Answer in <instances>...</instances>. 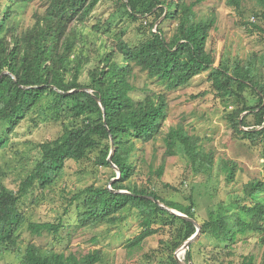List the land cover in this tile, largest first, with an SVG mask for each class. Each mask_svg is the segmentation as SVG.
Returning a JSON list of instances; mask_svg holds the SVG:
<instances>
[{
    "label": "trees",
    "instance_id": "obj_1",
    "mask_svg": "<svg viewBox=\"0 0 264 264\" xmlns=\"http://www.w3.org/2000/svg\"><path fill=\"white\" fill-rule=\"evenodd\" d=\"M8 3L31 0H6ZM100 1L112 5L120 19L127 16L135 26L138 41L124 38L123 32L112 39L111 45L87 69V80H81L88 56L81 50L74 54L79 37L72 24L87 20ZM206 0H46L43 14H35L33 24L19 31L13 24L5 26L11 15L10 4L0 2V123L12 131L41 99L49 97L48 108L54 118L61 119L62 131L54 139L37 144L40 157L26 177V191L47 185L60 178L66 161L89 159L95 165L110 166L108 154L113 145L112 162L120 177L106 184H89L67 197L62 215L71 205L77 208L76 226H94L99 223L114 225L125 218L124 209L135 210L140 232L125 242L128 250L139 248L145 238L161 230L153 224L165 217L169 228L176 227L177 240L168 258L162 264H178L173 251L196 230L192 221L181 218L160 207L152 198L176 209L196 221L194 202L182 204L160 197L151 186L131 182L137 171V162L143 146L149 141L162 140L164 155H179L186 160L194 173L202 174L210 182L212 171L217 168L227 181L234 176L235 163L219 159L207 150L198 136L190 134L182 124L171 126L163 132L167 102L162 90L152 91L141 98L132 95L133 68L144 71L146 76L161 84L163 89L184 86L193 76L208 71L207 81L211 91L219 96L230 95L238 101L236 107L225 114L229 128L238 138L250 142L264 137V49L252 51L245 59L224 58L217 61L213 47H208L214 17L196 18L195 6ZM264 3V0H258ZM227 5L239 10L241 0H227ZM163 15V16H162ZM264 19V10L260 14ZM162 16V18H160ZM156 30H153L155 21ZM108 23V21L106 22ZM167 23L175 24L171 35L165 31ZM253 30L264 33V28L254 22L244 21ZM101 24L95 26L99 30ZM149 26V31L146 27ZM86 87L91 92L80 88ZM72 90V91H70ZM250 91L257 102L248 104L245 93ZM70 91V92H69ZM97 97L104 108V117ZM246 111L241 116V113ZM104 118V120H103ZM242 127L246 128L243 129ZM259 128V129H257ZM5 135L0 134V149ZM148 171L161 178L164 165ZM4 170L0 166V253L16 251L20 264H94L98 250L77 256L54 249H44L33 242L21 246L19 232L26 218L21 207V195L3 183ZM110 176L115 177V172ZM109 177V180L111 179ZM164 187L171 186L168 183ZM245 197L239 209L244 213L232 215L219 201L209 210V217L200 223V233L231 248L236 240L254 233L262 246L264 258V199L256 195L264 191L263 180H250L243 187ZM114 190H127L129 193ZM33 235L44 233L59 235L65 228L61 217L57 221H29L26 226ZM190 243L183 260L192 263ZM239 264H255L253 254H245Z\"/></svg>",
    "mask_w": 264,
    "mask_h": 264
},
{
    "label": "rangeland",
    "instance_id": "obj_2",
    "mask_svg": "<svg viewBox=\"0 0 264 264\" xmlns=\"http://www.w3.org/2000/svg\"><path fill=\"white\" fill-rule=\"evenodd\" d=\"M0 2L3 5L10 4L6 0ZM226 2L227 0H206L194 8L197 19L214 17V27L207 46L215 49L217 61L221 55L229 59H245L250 52L263 50L264 33L253 30L251 25L245 27L242 22H254L264 28V19L260 15H254L264 10V3L258 0H241L239 10H234ZM45 8L46 0L11 3L12 13L5 21V26L14 24L19 31H23L33 24L35 14H43ZM160 18L155 21L153 30H156ZM97 24H101L99 30L95 28ZM136 24L138 22H132L126 15L120 19L107 1H100L86 21L72 24L79 37L74 54L83 50L89 58L81 74L82 81L87 80V69L95 65L100 54H104L112 39L118 37V33L122 31L124 38L131 41L140 39L135 34ZM174 27L173 23L165 25L168 35L173 33ZM146 29L149 31V26ZM207 77L208 71L200 72L186 85L173 89H163L161 84L148 78L144 71L136 67L133 68L131 78L134 86L132 95L135 98H141L156 90L165 93L167 111L163 132L171 126L182 124L190 134L198 136L207 150L212 151L215 163L219 159L235 163L231 181L224 178L216 163L210 182H205L204 176L194 173L186 160L179 155H164L165 147L161 138L144 144V151L141 152L144 161L137 162V171L131 182L151 186L163 199L182 204H189L188 197L192 196L196 222L199 225L209 217V210L219 201L223 202L232 215L239 214L244 218L239 204L247 198L243 192L245 183L254 179L264 181V137L250 142L233 133L224 116L237 106L238 101L230 95L219 96L211 91ZM245 96L248 104L257 102L250 91L247 90ZM49 101V97L41 99L12 131H7L6 124L0 123V134L5 135L0 149V166L5 172L2 180L8 188L21 195V207L26 218L19 232L21 246L33 242L44 249L74 253L77 256L98 250L99 259L94 264H162L177 240L176 227L169 228L165 217L158 218L153 224L158 228L162 226L158 233L148 236L139 248L130 251L125 247L126 240L141 230L135 210L124 209L122 212L125 218L114 225L99 223L86 227L75 225V204L69 207L67 214L62 215V208L72 193L89 184H106L110 187L111 172L114 171L117 175V170L111 166L95 165L93 154H90L89 159L66 161L60 178L41 190L36 188L26 191V177L40 157L37 144L54 139L62 131L61 119L54 118L53 112L48 108ZM244 113L246 111L241 116ZM149 162L153 163V168L163 163L164 172L161 178L149 173ZM164 183L174 186L175 189L164 187ZM256 198L264 199V191L257 194ZM59 216L65 225L59 235L44 233L37 236L31 234L26 227L29 221H57ZM262 252V246L254 233L239 237L231 248L224 247L223 243H219L208 233H200L192 246V263L239 264L243 255L251 253L255 257V264H264ZM184 254L185 251H181L180 258L183 259ZM19 261L16 251L0 253V264H20Z\"/></svg>",
    "mask_w": 264,
    "mask_h": 264
},
{
    "label": "water",
    "instance_id": "obj_3",
    "mask_svg": "<svg viewBox=\"0 0 264 264\" xmlns=\"http://www.w3.org/2000/svg\"><path fill=\"white\" fill-rule=\"evenodd\" d=\"M2 74H10V75H11V73H9L7 70L2 71V72L0 73V76H1ZM11 76H12V75H11ZM12 77H13V76H12ZM80 89L85 90V91H88V92H91V90L88 89V88H86V87H83V88H80ZM70 91H72V90H70ZM70 91H69V92H70ZM95 98H96L97 102L99 103V105H100V107H101V110H102V113H103V117H104V108H103L102 104L100 103V100H99L97 97H95ZM103 120H104V118H103ZM243 129H246V128L243 127ZM113 149H114V148H113L112 141H111V148H110V152H109L108 157H107V161L109 162V165H110L111 167H113V168H115V169L117 170V175H116L115 177L111 178V179L109 180V183H111L112 181H114V180H116V179H118V178L120 177V171H119V169H118V168L116 167V165L112 162ZM114 191H117V192H123V193H129L127 190H114ZM152 199H153L156 203H158V205H159L160 207L166 209L167 211H169V212H171V213H173V214H175V215H177V216H179V217H181V218H184V219H186V220H190V221H192L193 224L195 225V228H196L195 232H194L190 237H188V238H187V239H186V240H185V241H184V242H183V243H182V244L176 249V251L174 252V258H175V260H176V262H177L178 264H189L188 262H185L182 258H180L179 253H180L181 251H185V250L189 247L190 243L194 242V241L197 239V237H198L199 234H200V225H199V223L196 222L195 220H193L192 218L188 217L186 214H184V213H182V212H180V211H178V210H176V209H173V208H171V207H169V206L163 204V203L160 202L159 200L154 199V198H152Z\"/></svg>",
    "mask_w": 264,
    "mask_h": 264
}]
</instances>
